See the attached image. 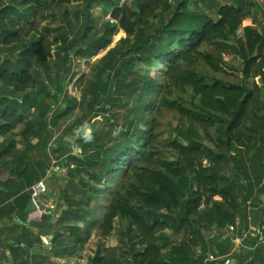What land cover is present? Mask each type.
Segmentation results:
<instances>
[{"label": "trees", "instance_id": "1", "mask_svg": "<svg viewBox=\"0 0 264 264\" xmlns=\"http://www.w3.org/2000/svg\"><path fill=\"white\" fill-rule=\"evenodd\" d=\"M94 7L111 21L97 28ZM258 11L255 3L241 0L234 5L219 0H0V139L10 135L29 141L30 133L42 128L37 138L45 167L55 161V167L66 171L67 191L85 194L84 202L65 189L53 252L61 248L65 258L73 257L94 233L111 236L119 220L128 259L111 248L95 255L91 264H202L210 251L228 254L227 246L235 241L228 229L235 230L238 218L241 236L247 232L253 186L244 159L232 155L236 173L222 175L217 167L226 154L204 146L199 135L223 126L222 144L229 154L233 148L259 144L253 172L263 182L259 192L264 189V112L252 111L254 97L247 84L259 79L264 89V33L244 26ZM41 21L45 26L39 34ZM119 31L125 39L92 64L96 72L91 78L78 80L82 98L57 108L67 74L74 76V61L91 60L107 50ZM210 48L241 59L238 83L215 75L219 60L208 53ZM53 60L58 91L51 77ZM142 66L144 75L138 76ZM41 68L45 79L38 90L34 71ZM187 90L189 99L183 97ZM41 96L48 101L42 103ZM162 111L181 121L169 144L175 158L161 159L157 167L142 166L156 156L152 145L156 115ZM100 115L101 126L93 124ZM68 119L73 120L66 125ZM63 127L58 144L49 148L50 132ZM86 129H91L88 136L77 133ZM69 135H74L71 146L62 143ZM120 175L126 185L111 195ZM90 201L98 203L90 207ZM251 214L263 216L264 209ZM70 216L68 231L76 239L72 246L60 247L59 227ZM170 218L178 220V230L190 226L193 236L176 239L164 252L159 240L170 228ZM205 221L226 233L222 243L205 237ZM262 237L264 233L253 239L246 264H264Z\"/></svg>", "mask_w": 264, "mask_h": 264}, {"label": "rangeland", "instance_id": "2", "mask_svg": "<svg viewBox=\"0 0 264 264\" xmlns=\"http://www.w3.org/2000/svg\"><path fill=\"white\" fill-rule=\"evenodd\" d=\"M2 1H5V0H2ZM124 1L130 2V0H123V2ZM73 5H76V4H73ZM256 7L260 11V12L258 11L260 13L259 15L260 16L262 15L264 18V15L261 9L258 6ZM72 9H74V7H72L71 10ZM91 14L94 17L95 25L97 28L101 27V25L104 22L111 21L109 16H106L105 13L98 7H94L91 10ZM44 26H45V23L41 21L37 27L39 34L43 33L42 29L44 28ZM261 27L260 29L262 30V32H264V24ZM122 33L123 31H119L113 37L111 46L107 50L100 52V54L94 57L93 59L84 60V61H74V63L72 64V74H74L75 77L73 76L74 77L73 78L71 77L72 76L71 74H67L66 86L64 88V91L59 97L57 108L60 109L67 100H71L73 98H77L78 100H80L82 98V95H81L82 92L80 88L77 87L78 80L80 79L82 75H86L89 78H91L94 75L96 70L95 68L92 67V64L99 62V60L109 51V49L115 47L116 44L121 39H125L126 35L123 33L124 35L122 36ZM50 40L53 41V39L51 38ZM53 52L54 50H52V55H54ZM208 53L212 55L213 57H217L219 60V70L215 74L218 78L224 79L229 82L238 83L240 81L243 65H242L241 59L238 56L232 55V54H226V53L221 54L219 51L213 48L208 49ZM261 54L264 57V49L261 52ZM50 63H51V70H52L51 77L54 78L53 79L54 80L53 89L58 91V89L56 88L57 80L55 78L56 70L54 67V60ZM144 72H145V66L140 67L138 76L139 75L143 76ZM34 73L39 74V78L37 81V87L39 90L40 87L42 86L43 80L45 79V70L44 68L37 69L36 71H34ZM247 84H248V88L253 92V97H254L253 98L254 102L252 104V111H256L260 109L261 113L264 112V89L261 88L260 80L259 79L250 80L248 81ZM185 92H184L185 94L183 95V97H185L186 99H189L191 92L189 90ZM46 98L47 97L45 96H41L39 100L42 103H45L46 101H48V99ZM156 117H157V120H156L157 125L155 129V134H154L155 139H154V145H152V152L155 153L156 156L152 157L150 160H146L142 162L141 163L142 166L150 165L153 167H157L161 159H174L175 158L172 154L169 153L170 151L169 144H170V141H172L175 138V135H176L175 130L176 128H178L179 123H181L180 118L176 114H172L167 111L159 112L156 115ZM72 120L73 119H68L66 121L67 122L66 125H69L70 121L72 122ZM103 121H104L103 117L100 115L94 118L93 124L95 125L99 124L101 126V123H103ZM22 129L23 128L20 127L16 130V132H20ZM63 129L64 127L61 130L55 129L50 132L49 137H47L48 138L47 141L50 144L49 148L50 146H54L58 144L59 142L58 140L60 139L59 137L63 135V132H64ZM43 133H44V130L42 128H38L36 131L30 133L31 136H29L30 137L29 141L31 138L42 136ZM77 133H80L79 135L81 136L82 130H78ZM90 133H91V129H86L85 131H83L84 135L81 137L88 136ZM199 138H201V141L204 146L210 149H213L215 150V152L217 151L220 154L222 153L226 154V159L217 167L218 171L222 175L231 177L233 174L236 173V165L232 157L234 155H241L242 158L244 159V163L246 164V172L250 178L251 184L253 183L252 181H254V183H256V186H258L259 180L256 177L258 172H253L254 167L256 166V164L253 162V157L258 152L257 150H258L259 144H256V145L255 143L251 144V146L243 150L233 148L229 154L228 152H225V146L222 144V142L225 140V137H224L223 126L221 125H218V127H216L215 129L208 130L207 135H205L204 133H201L199 135ZM73 140H74V135H69L67 137H64L62 143L65 145L71 146V144L73 143ZM20 142L23 143L22 140ZM74 154H75V151H74ZM251 172L255 176H252ZM251 176H252V179H251ZM52 177L53 178L51 180L50 178L48 179V182L50 184V189L52 191L60 193V196L57 197V199L59 200L58 201L59 209H63V211L65 210L64 203L62 202V199L64 200L65 198L64 197L65 195H63L65 189H66V192H68L71 197H75L76 199H79L85 202V194L83 192L75 193L73 190L67 191V187L65 186V182L62 178L59 179L58 176H56L54 173H52ZM240 180L241 179L239 178L238 181ZM245 180L247 181V183H249L248 177H246ZM123 185H126V177L120 175L118 177L117 187L115 186L112 187V189L110 190V194L113 195L116 192H120L122 190ZM48 195L50 196V194L46 192L41 197L44 203H45V200L49 198L47 197ZM256 195H258V192H256ZM52 198H54L53 195H52ZM257 201L258 200L256 198V202ZM254 202H255V199H254ZM97 203L90 201L89 206L94 207ZM253 207H256V206H254L252 203L247 204L246 206L247 215L250 214V216H252L251 213L253 212H251L250 210ZM100 209L101 207H99L97 210H100ZM247 222H248V225L246 228L247 232L244 233L245 236L244 235L241 236V231H240L241 227L239 225L240 218H238L236 222L237 225L234 231L231 228L228 229V231L230 230L228 234L233 235L234 236L233 238L235 239V241H232V243L227 246V249H228L227 255L221 257L218 255L217 252L210 251L208 252L202 264H246V263H249L251 261L250 254L254 247L252 241L253 239L256 238L257 236L256 234L258 230L260 231V233L262 234L264 233V229H262V227L264 226V222H262L261 220L257 224V222L253 221V219L252 221L247 220ZM71 223H72V218L70 216L68 220L64 222V224L60 225L59 227L60 231L62 232V237L58 241V244L60 245V247H64L66 245L72 246V244L74 243L76 239L75 236H73V234L68 231V229H70ZM169 225H170V228L166 232L160 235V240H159L160 243L163 245L164 252H167L169 250L170 243L174 242L176 239H184V238L189 239L191 236H193V229L190 226L182 230H178L179 228L178 220L170 218ZM113 228L114 229H113L111 236L101 237L100 233L96 232L85 243L81 244L80 249L77 253L78 262L76 264H91V261L95 257V255L99 256L100 254H102V252H104V250L111 249V248H117L122 260L128 259L127 251H128L129 246L127 245L126 241H124L125 237L123 235V223H121L119 220H115L113 224ZM204 235L205 237H208V239L212 241L218 240L219 243H222L227 237L224 231L220 232L214 226H212L208 221L207 222L205 221L204 223ZM219 236H220V239H219ZM249 238L250 240H248ZM263 240H264V237H262V241ZM262 245H264V242H262ZM198 249H196V251ZM210 255L214 256L215 258L214 261L206 260L208 259Z\"/></svg>", "mask_w": 264, "mask_h": 264}, {"label": "crops", "instance_id": "3", "mask_svg": "<svg viewBox=\"0 0 264 264\" xmlns=\"http://www.w3.org/2000/svg\"><path fill=\"white\" fill-rule=\"evenodd\" d=\"M219 2L223 5H234V0ZM256 6L263 13L264 3H256ZM263 24V16L256 13L244 21V26H254L260 31ZM13 138L8 135L0 139V264H76L77 254L65 258L66 253L61 248L54 252L52 248L53 238L59 231L58 220L63 209L58 208L57 197L60 193L50 189L48 179L51 180L54 173L65 182L66 171L55 167V161H51L48 168L45 167L44 150L39 148L37 137L31 138L30 141L21 136ZM24 170L26 172L22 175ZM251 175L254 176L252 172ZM252 182V193L248 203L256 206L250 210L255 214L264 209V189L259 192L263 182L258 183V186ZM39 183L46 185L47 193L51 197L48 195L49 198L45 200L46 213L38 219H31L28 214L31 204L26 196H31L33 188ZM252 219L257 224L261 220L264 222V215L253 217L249 214L248 220ZM259 234L258 230L256 235Z\"/></svg>", "mask_w": 264, "mask_h": 264}, {"label": "built area", "instance_id": "4", "mask_svg": "<svg viewBox=\"0 0 264 264\" xmlns=\"http://www.w3.org/2000/svg\"><path fill=\"white\" fill-rule=\"evenodd\" d=\"M229 1H232V0H229ZM241 1H247V2L255 3V4L256 3H262V2L264 3V0H241ZM263 14H264V8H263ZM46 192H47L46 186L43 183H40L33 188V192L31 195V201H30L31 208H30L29 213H28L29 217L31 219H38L43 214L46 213L47 205L45 203H43V201L41 199V197ZM206 260L214 261L215 258H214V256L210 255L208 257V259H206Z\"/></svg>", "mask_w": 264, "mask_h": 264}, {"label": "water", "instance_id": "5", "mask_svg": "<svg viewBox=\"0 0 264 264\" xmlns=\"http://www.w3.org/2000/svg\"><path fill=\"white\" fill-rule=\"evenodd\" d=\"M83 132L81 133V136H83ZM75 155H79V152L75 151Z\"/></svg>", "mask_w": 264, "mask_h": 264}, {"label": "bare ground", "instance_id": "6", "mask_svg": "<svg viewBox=\"0 0 264 264\" xmlns=\"http://www.w3.org/2000/svg\"><path fill=\"white\" fill-rule=\"evenodd\" d=\"M122 36H123V33H122Z\"/></svg>", "mask_w": 264, "mask_h": 264}]
</instances>
